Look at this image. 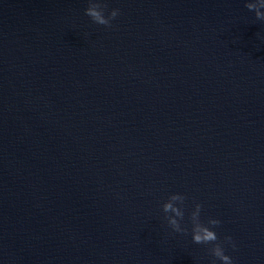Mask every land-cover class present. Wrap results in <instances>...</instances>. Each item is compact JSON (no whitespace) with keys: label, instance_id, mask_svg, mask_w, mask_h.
I'll return each instance as SVG.
<instances>
[{"label":"water","instance_id":"water-1","mask_svg":"<svg viewBox=\"0 0 264 264\" xmlns=\"http://www.w3.org/2000/svg\"><path fill=\"white\" fill-rule=\"evenodd\" d=\"M102 2L111 28L88 0H0V264H212L196 203L233 264H264V21L251 0Z\"/></svg>","mask_w":264,"mask_h":264},{"label":"clouds","instance_id":"clouds-1","mask_svg":"<svg viewBox=\"0 0 264 264\" xmlns=\"http://www.w3.org/2000/svg\"><path fill=\"white\" fill-rule=\"evenodd\" d=\"M245 7L249 11L255 12V17L258 20L264 21V0H251L247 2ZM107 4L102 0H88V6L85 9V15L88 16L91 21L97 25L104 26L105 28L112 27V21L117 18L120 14L119 9H113L105 16ZM187 197L182 194H172L168 197L167 202L162 205V211L165 214L164 219L167 221L168 226L176 233L187 235V227L181 226V221L184 220L185 216V201ZM203 205L196 203L194 210L189 215L191 223V234L192 241L197 245H211L209 253L215 259L212 264H215L216 260H219L221 264H233L230 256L225 254L223 247L224 243L231 244L235 249V244L232 242L230 236H226L223 242L219 241V238L215 231L212 229L220 226L221 221L218 219L209 218L207 222H202L200 214Z\"/></svg>","mask_w":264,"mask_h":264}]
</instances>
